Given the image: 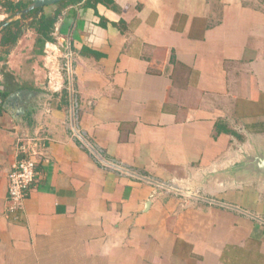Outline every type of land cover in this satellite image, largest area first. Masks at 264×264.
I'll return each instance as SVG.
<instances>
[{
    "label": "crops",
    "instance_id": "crops-1",
    "mask_svg": "<svg viewBox=\"0 0 264 264\" xmlns=\"http://www.w3.org/2000/svg\"><path fill=\"white\" fill-rule=\"evenodd\" d=\"M109 1L67 5L53 40L31 31L0 61V264H264V0Z\"/></svg>",
    "mask_w": 264,
    "mask_h": 264
},
{
    "label": "built area",
    "instance_id": "built-area-1",
    "mask_svg": "<svg viewBox=\"0 0 264 264\" xmlns=\"http://www.w3.org/2000/svg\"><path fill=\"white\" fill-rule=\"evenodd\" d=\"M61 64L56 58V68L54 70H49L48 74V83L51 88H58L59 81L57 76L60 75V72L63 70L66 74L71 73L72 65V50L70 49L69 44L65 45L63 48V54ZM57 75V76H55ZM60 86V85H59ZM2 104V98L0 96V105ZM74 124V123H73ZM74 135L81 137V132L78 130L77 125L72 126ZM40 138L27 137L19 141L18 148L21 153L20 158L12 165L8 173V186H7V200L9 202V207L12 210L20 208L22 202L25 198V194L28 188L32 185V182L35 179L37 158H40L42 151L40 148L34 147L39 143ZM104 165L110 168L121 171L127 175H132L143 179L147 182L153 183L156 187H159L164 190H174L175 185L173 181L163 182L148 176H140L135 171L131 170L121 162L114 160H107L104 162Z\"/></svg>",
    "mask_w": 264,
    "mask_h": 264
},
{
    "label": "trees",
    "instance_id": "trees-1",
    "mask_svg": "<svg viewBox=\"0 0 264 264\" xmlns=\"http://www.w3.org/2000/svg\"><path fill=\"white\" fill-rule=\"evenodd\" d=\"M82 0H63L58 3L61 5L54 9L51 14L44 11V7L34 8L28 13L22 14L20 17L11 20L7 24L0 28V61L5 60L9 53V50L17 40L21 37L23 31L27 28L32 29L35 34V38L38 40H53V30L59 15L63 8L71 3H76ZM107 3L109 0H83V7L96 8L97 3ZM30 3V0H0V7L3 8L6 17L0 21V25L6 20H9L13 16L17 15L19 11L25 8ZM52 4L49 7L56 5Z\"/></svg>",
    "mask_w": 264,
    "mask_h": 264
},
{
    "label": "water",
    "instance_id": "water-1",
    "mask_svg": "<svg viewBox=\"0 0 264 264\" xmlns=\"http://www.w3.org/2000/svg\"><path fill=\"white\" fill-rule=\"evenodd\" d=\"M60 1H63V0H30V3L25 8H23L21 11H19L18 17H20L22 14L28 13L30 10L34 8L49 6V5L58 3ZM15 18H17V16H13L11 19L6 20L3 24L0 25V28H2L3 25L7 24L11 20H14ZM18 93L22 94L23 96H27V97H31V94H33L32 91H28V90H20L18 91ZM9 97L13 98L12 96H9ZM26 103L27 101L23 102V104H26Z\"/></svg>",
    "mask_w": 264,
    "mask_h": 264
},
{
    "label": "rangeland",
    "instance_id": "rangeland-1",
    "mask_svg": "<svg viewBox=\"0 0 264 264\" xmlns=\"http://www.w3.org/2000/svg\"><path fill=\"white\" fill-rule=\"evenodd\" d=\"M61 4L60 3H57L56 5H53V6H51V7H49V6H45V8H44V11L45 12H47L48 14H51L53 11H54V8L56 7H59ZM1 9V8H0ZM62 11H64V8H63V10ZM61 14H62V12H61ZM60 14V15H61ZM60 15H59V17H60ZM15 16H17V15H15ZM59 17H58V19H59ZM5 18V17H4ZM17 18H18V16H17ZM11 19V18H10ZM57 22V21H56ZM56 24V23H55ZM32 31V29H30V28H27V29H25L24 31H23V33L21 34V37L24 35V34H28L29 32H31ZM54 31H55V26H54V30H53V33H52V35H53V38H54ZM29 38V37H28ZM67 45V44H66ZM107 161V160H106Z\"/></svg>",
    "mask_w": 264,
    "mask_h": 264
}]
</instances>
